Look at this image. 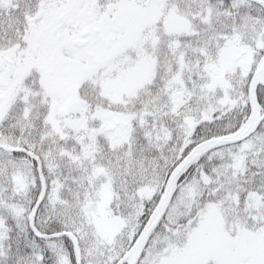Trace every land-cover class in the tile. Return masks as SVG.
<instances>
[{"label": "snow or ice", "instance_id": "1", "mask_svg": "<svg viewBox=\"0 0 264 264\" xmlns=\"http://www.w3.org/2000/svg\"><path fill=\"white\" fill-rule=\"evenodd\" d=\"M0 264H264V0H0Z\"/></svg>", "mask_w": 264, "mask_h": 264}]
</instances>
